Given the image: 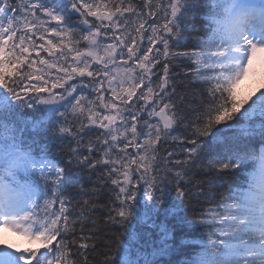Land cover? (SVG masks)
<instances>
[{
  "label": "snow or ice",
  "instance_id": "obj_1",
  "mask_svg": "<svg viewBox=\"0 0 264 264\" xmlns=\"http://www.w3.org/2000/svg\"><path fill=\"white\" fill-rule=\"evenodd\" d=\"M172 192L182 264H264V0H0V264H158Z\"/></svg>",
  "mask_w": 264,
  "mask_h": 264
},
{
  "label": "trees",
  "instance_id": "obj_2",
  "mask_svg": "<svg viewBox=\"0 0 264 264\" xmlns=\"http://www.w3.org/2000/svg\"><path fill=\"white\" fill-rule=\"evenodd\" d=\"M224 127V126H221ZM231 131L222 132L221 139L225 136H231ZM222 145L218 146L217 150H221ZM248 171L246 170L243 175L246 178ZM224 190V189H221ZM137 204V219L134 221L133 231L136 233L140 244L146 246L145 250L151 252L153 244L158 248V243L161 238L160 227L163 226L169 230L170 240L173 251L168 255L158 256V264H182V261L187 258L185 250L191 248L190 245L185 244L186 240L199 239V233L193 229L188 228L179 220L187 211L191 215V211L185 209H177L176 205L179 201L176 199L175 192H172L166 198V208L161 206V209L153 210L152 204L147 202L146 199L138 197ZM198 211V209H197Z\"/></svg>",
  "mask_w": 264,
  "mask_h": 264
},
{
  "label": "rangeland",
  "instance_id": "obj_3",
  "mask_svg": "<svg viewBox=\"0 0 264 264\" xmlns=\"http://www.w3.org/2000/svg\"><path fill=\"white\" fill-rule=\"evenodd\" d=\"M251 79V78H249ZM249 79H246L242 85H241V92L242 94H247L248 91L251 90V88H246V84L248 83ZM16 237H18L17 235H15ZM9 237H11V240L12 238H14V235L10 232H6V231H0V243H10L9 242ZM18 240L21 241L22 245L21 247H27L29 246L28 245V242L26 240H23V238H19Z\"/></svg>",
  "mask_w": 264,
  "mask_h": 264
},
{
  "label": "bare ground",
  "instance_id": "obj_4",
  "mask_svg": "<svg viewBox=\"0 0 264 264\" xmlns=\"http://www.w3.org/2000/svg\"><path fill=\"white\" fill-rule=\"evenodd\" d=\"M19 238H22V237H20V236L16 237V236H15V241L13 242V241H11V240L9 239V242L11 241V242H10L11 244L21 247L22 243H21L20 240H18ZM23 240H24V239H23Z\"/></svg>",
  "mask_w": 264,
  "mask_h": 264
}]
</instances>
